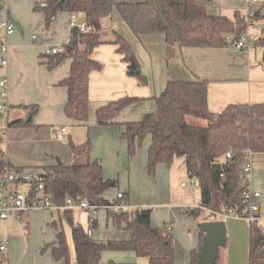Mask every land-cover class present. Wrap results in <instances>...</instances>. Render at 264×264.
<instances>
[{"label":"crops","instance_id":"1","mask_svg":"<svg viewBox=\"0 0 264 264\" xmlns=\"http://www.w3.org/2000/svg\"><path fill=\"white\" fill-rule=\"evenodd\" d=\"M195 1L205 8L207 14L230 19L234 18L235 12L245 16L248 6V0ZM258 6L257 14L264 18V0H259ZM70 15L66 11H57L52 15L53 18H50L49 24H46L44 13L34 9L33 0H0L1 21L9 19L15 25V30L10 34H6L3 23L0 27V46L2 42L7 44L6 52L0 50V79L4 78L7 82L6 96L0 97V103L8 106L7 114L0 115L7 120L5 127L0 126V131L5 129L7 134L6 143L0 147L5 159L14 171L21 174L23 168L27 167L36 169L33 173H40L43 167L52 166L57 160L66 164H81L85 160L82 157H78L81 161L77 160L70 143L82 144L89 138L91 159L101 162L105 178L116 179V185L119 186L116 194H128L130 211L149 209L153 227L167 225L171 228L174 264L190 263L191 253L197 250L199 245L198 225L203 221L215 219L224 222L227 233L232 230L240 231L242 242L238 248L226 250L227 263L246 264L247 244L244 238L248 235L249 243L250 225L237 221L233 216L223 219L207 208L202 209L209 211L212 218L189 215V211L198 207L200 193L195 183L190 182L189 185L183 182V178H190L186 173L183 158H175L171 165L159 164L155 177H149L147 151L151 143L150 136L145 138L134 156L128 157L126 142L121 137L124 130L121 123L136 121L143 114L154 111L156 104L153 97L159 95L171 80H206L207 105L214 113L220 112L229 104L264 103L263 50L260 45H255L257 40L264 36V27L257 32L261 33L258 37L255 35L254 42L240 49L233 45L223 48L183 47L176 49L168 58L164 35H134L114 9L111 15L100 20V43L94 48L92 57L99 61L102 67L89 74V116L85 123H81L68 118L64 112L67 88L60 82L69 76L71 59L66 58L49 69L48 56L44 54L47 46L65 45L69 41ZM252 22L254 23V19ZM34 34L37 37L33 40L31 36ZM118 36L127 41L131 48L138 45L139 51L136 50V54L142 65V79L127 74V64L123 61L122 54L116 50L115 41ZM251 44V48L247 50ZM3 59L6 60L5 64H2ZM124 96L141 97L144 101L140 105H130L118 112L113 119L117 124H98L97 109ZM33 110L36 112L30 116ZM16 120L22 122L9 126V122ZM185 120L192 125H206V120L193 115H185ZM62 126L66 127V141H59L54 135V130ZM255 153L262 156L259 160L250 156V184L260 193L259 212L255 222L264 233V152L251 154ZM116 194L113 193L110 197L105 192L103 196L113 200ZM195 204L197 206L193 207ZM89 212L81 208L71 209L74 222L82 226L88 234L92 231L89 227L91 217L87 216ZM0 222L5 223L8 229L15 223L12 230L21 227V233L0 240V243H6V250L0 251L6 255V264H62L52 258L48 248H44L54 240L56 228H61L66 234L68 249V242L72 243L74 249L71 229L62 209L31 210L11 215L8 219L0 218ZM90 222L92 227L97 226L96 218H91ZM112 223L124 230H116L110 235L114 237L109 236L103 240L92 238L97 241L129 238L128 230L116 226L114 221ZM22 235L24 238H20ZM221 248L224 247L218 248L216 262L226 264V257ZM69 256L70 264H76L75 249L73 261L70 249ZM113 258L115 260L112 257L107 260L136 264L131 255ZM145 259L148 264V259ZM107 260L101 258L103 262Z\"/></svg>","mask_w":264,"mask_h":264},{"label":"trees","instance_id":"2","mask_svg":"<svg viewBox=\"0 0 264 264\" xmlns=\"http://www.w3.org/2000/svg\"><path fill=\"white\" fill-rule=\"evenodd\" d=\"M34 9L44 13L46 24L57 11L81 15L85 31L71 29L69 41L63 51L48 56L47 67L53 68L66 58L71 59L70 73L60 82L67 88L65 115L85 123L89 116L88 77L91 71L99 70L102 64L92 57L99 45L102 17L111 15L115 9L136 36L162 34L166 42V55L171 57L176 49L223 48L233 45L246 29L245 16L235 12L230 19L221 15H209L195 0H33ZM41 1L45 6H40ZM257 12L253 19L259 17ZM117 52L127 64V74L142 79L138 60L127 41L118 36ZM262 47L264 62V36L255 45ZM208 82L204 79L171 80L164 90L153 99L154 111L143 114L136 121L121 123V134L126 142L127 155L132 157L150 136L147 151V173L155 177L159 164L171 165L175 158H183L186 173L195 180L199 188L198 207L189 211L197 217L202 208L218 211L221 207L242 210L241 195L244 181L241 177L245 152H264V103L229 104L220 112H211L207 105ZM141 97L124 96L101 106L96 111L100 125H113L115 115L130 105H140ZM33 110L30 114H34ZM185 115L206 120V125L187 123ZM31 118L29 121H31ZM29 121L27 123H29ZM16 120L9 126L21 123ZM73 155L82 157L81 164H66L60 160L41 169L44 191L51 196L57 207H63L67 199L77 202L80 198L90 204L104 207L116 226L130 232L128 239H93L79 224L75 223L71 209L63 213L70 226L74 243L76 264H135L132 262L101 261L104 250L133 251L146 257L148 264H174V244L171 228L167 225L153 227L150 216L141 210L118 212L108 208L111 204H128V194H117L113 200L103 194L117 183L116 179L103 176L101 162L91 159V140L82 144L70 143ZM230 152V157L226 153ZM4 157L0 149V158ZM2 160L0 161V163ZM2 164H0L1 166ZM97 208V209H98ZM53 226L56 225L53 224ZM199 228V245L191 253L189 264H197L201 255L204 232ZM48 248L52 258L62 264H70L69 249L65 233L56 228L55 238ZM217 258L213 264H217ZM248 264H264V233L256 222L250 223Z\"/></svg>","mask_w":264,"mask_h":264},{"label":"built area","instance_id":"3","mask_svg":"<svg viewBox=\"0 0 264 264\" xmlns=\"http://www.w3.org/2000/svg\"><path fill=\"white\" fill-rule=\"evenodd\" d=\"M258 0H248V6L245 12L246 30L242 34L239 40H237L233 47L240 49L247 46L254 41L255 36L251 33V29L259 32L261 28L254 25L252 22L253 16L256 13L255 5ZM40 6H45V2L42 1ZM53 18V16H51ZM3 27L6 34H10L15 30V25L11 20H5ZM69 28H77L80 31H85V21L81 20V15L71 14L69 19ZM34 40L37 36L34 34L31 36ZM2 52L7 51V44L2 42L0 46ZM63 51V45L52 44L45 48V55L58 54ZM6 60H2V64H5ZM6 79H0V97L6 96ZM8 106L5 103H0V115H6ZM66 127L62 126L59 129L54 130V135L59 141L65 140ZM251 151L245 152V161L242 167L241 177L244 181V190L241 195L242 210H237L233 207H221L218 211H212L216 216L225 218L227 216H233L236 218H246L250 222H255L259 212V199L260 193L251 186L252 168L250 163ZM227 157H230V152L226 153ZM2 164L0 166V218L8 219L11 215H19L20 213L28 212L37 209H73L81 208L86 210L95 211L98 206L90 204L86 199L80 198L77 202L71 199H67L63 207H57L51 196L44 191V177L41 173H30L23 175L13 170L5 157L0 158ZM194 183L193 180H191ZM122 196L121 192L117 193V197ZM103 207V206H102ZM108 208L118 212L130 211L129 205L125 203L111 204ZM6 250V243H0V251Z\"/></svg>","mask_w":264,"mask_h":264},{"label":"rangeland","instance_id":"4","mask_svg":"<svg viewBox=\"0 0 264 264\" xmlns=\"http://www.w3.org/2000/svg\"><path fill=\"white\" fill-rule=\"evenodd\" d=\"M124 1H127V0H124ZM258 5H259V0H258L257 4L254 7L256 12L258 11V8H259ZM115 11H117V10H115ZM1 23H3V21H1V18H0V27L2 25ZM254 25L259 26L260 28H263L264 27V18H260V17L256 18L254 20ZM251 33L254 36L256 35V37H258L261 32L260 33H257L255 30L251 29ZM254 41H252V42H254ZM251 46H252V44L247 47L248 48L247 50H249V47L251 48ZM132 47H133L132 50H133V52L135 54L136 59L139 62L140 69H141V72H142V65L140 63V60H139L137 54H136V50L139 51L138 50V45L132 46ZM145 67L146 66H144V69H145ZM6 121L7 120H6L5 117L0 116V126H2V127L4 126L5 127L6 126ZM6 141H7V134L5 133V129H2L0 131V147H2L6 143ZM251 156H254L256 158V160H259L262 155H259L258 153H255L253 155L251 154ZM255 158L253 160H255ZM77 160H79L78 157H77ZM79 161H81V160H79ZM35 170L36 169H34V168H28L27 167V168H23V172L22 173L24 175H28L30 173H33V171H35ZM191 180H193V179H191L189 177L183 178V182L184 183H188L189 185H191V183H190ZM193 181L195 183V186H197L196 181L195 180H193ZM118 188H119L118 185H115L114 187L109 188L106 191L107 196H110L111 197V194H113V193L116 194V192L118 191ZM192 206L193 207L194 206H197V204L192 205ZM86 211H88V212L90 211L87 214V216L90 215L91 218H96L97 219V226H95V227H92L91 226V222H90L91 218L89 220V227L92 230V231L90 230L91 233L89 234L91 237H93L95 239H98V240H103V239L108 238L110 235H112V233L114 231H116V230H119L120 231L121 228H117V227H115L113 225V223H112L113 221H112L111 216H109L106 213V211H105V209L103 207H99L95 211H93V210L91 211L89 209L86 210ZM85 216H86V214H85ZM228 217H231V216H228ZM197 218H205V219H208V218H212V216L209 213V211H207L205 209L204 210L201 209L198 212V217ZM235 219L237 221L240 220V222H245L247 224V226L250 225V223H251L250 220H248L246 218H235ZM0 223H2V224H0V240L1 239H6L8 236L11 237V236H14L16 234L21 233V227H17V228H15V229L12 230V228H13V226H14L15 223H13L12 227L10 226L9 229L7 228V226H6L5 223H3V222H0ZM121 230H124V229H121ZM67 236H68V234H67ZM110 237H114V236H110ZM20 238H24L23 235ZM244 241H245V244H247L246 245V250H245L246 252L245 253H246V259L248 260V258H247L248 257V249H249L248 235L244 238ZM241 242H242V240H241L240 231L232 230L229 233L226 232V243H225V245H222V247H224V248H221V251H223L222 253H224L225 254V257H226V264H229V263H227L228 262V254L226 253L227 252L226 250H229L231 248H236V247L238 248V246L241 244ZM68 245H69V249H70V253L72 255V261H73L74 260V249H73V245L70 242H68ZM120 255H131L132 257H134V262H136V264H146L145 257L137 256L135 254V252H133V251L104 250L102 252L101 258L103 260L111 259V257H112V259H114L113 257H119ZM5 258H6V255L0 253V264H6V259ZM246 264H248V261H247Z\"/></svg>","mask_w":264,"mask_h":264},{"label":"water","instance_id":"5","mask_svg":"<svg viewBox=\"0 0 264 264\" xmlns=\"http://www.w3.org/2000/svg\"><path fill=\"white\" fill-rule=\"evenodd\" d=\"M62 1L64 0H57L56 4L61 3ZM141 214L148 215L149 209H142ZM200 228L205 236L201 246L200 259L197 264H213L217 257L218 248L225 244V224L221 220H208L201 222Z\"/></svg>","mask_w":264,"mask_h":264}]
</instances>
